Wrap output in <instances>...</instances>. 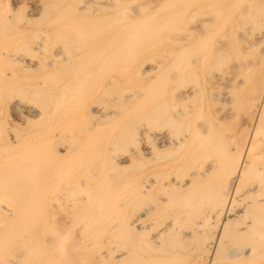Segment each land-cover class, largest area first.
<instances>
[{"label":"bare ground","instance_id":"bare-ground-1","mask_svg":"<svg viewBox=\"0 0 264 264\" xmlns=\"http://www.w3.org/2000/svg\"><path fill=\"white\" fill-rule=\"evenodd\" d=\"M20 1L28 14L0 0V105L40 123L89 94L90 74L117 73L102 96L134 82L123 98L114 91L112 109L97 89L91 109L80 96L86 109L32 139L27 114L21 129L0 124V264H199L179 250L201 244L210 220L218 238L198 247L211 255L202 264H264V0ZM130 100L144 101L131 109L142 126L126 120L107 145L87 136L82 123L108 122ZM210 100L221 103L214 119ZM131 166L141 169L133 190L121 176ZM62 198L71 212L57 219ZM168 205L176 211L159 226ZM172 212L194 225L174 232Z\"/></svg>","mask_w":264,"mask_h":264},{"label":"rangeland","instance_id":"rangeland-1","mask_svg":"<svg viewBox=\"0 0 264 264\" xmlns=\"http://www.w3.org/2000/svg\"><path fill=\"white\" fill-rule=\"evenodd\" d=\"M3 1H6V0H3ZM11 1H12V0H11ZM11 1L9 0V3H10L11 5H12V3H13V4H14V5H12L13 7H14V6H16V7L18 6V7H17L18 9L21 8L20 10H21L22 13H21V12H20V13H21L22 15H23V13L25 14V12H27L26 14H28V13L30 12L29 10H30L31 8H29V7H30L29 3H28V5H27L26 2H22V1H20V0H19V1L13 0L12 2H11ZM14 1H15V2H14ZM21 2H22V4H25V5H21ZM16 3H17V4H16ZM15 4H16V5H15ZM20 5H21V6H20ZM28 6H29V7H28ZM17 8H16V9H17ZM28 9H29V10H28ZM18 11H19V10H18ZM21 14H20V15H21ZM22 15H21V16H22ZM23 17H25V16H23ZM93 67H94V66H93ZM124 69H125V66H124V67H121V70H122V71H123ZM110 73H111V72H109V73L106 74V75L100 73V74H95L94 76H91V74H90V77H91V78L89 77L90 80H92L93 77H94L93 79H95V77H96V78H97V81H96V79H95L96 82L93 80V81L95 82V84L91 86V87H92V88H91L92 90H91V89H89V90L87 89V90L89 91V92H88L89 94L91 93V94L93 95V97H94L96 94H98V96H99V94H100L99 97H98L97 95L95 96L94 99H95V101L97 100L96 102H98V99H100V102H102V99L104 100V99L107 98V99H106V102H108L109 104L106 103V106H107L108 108H111V109H112L113 106H110L111 103H112V102L114 103V102L118 99V96H117V94H116L115 92H118V95H119V96H122V95L124 96L125 93H128V91H129L128 89L130 88L131 85H133L132 83H133L134 81L127 82V84H126L125 82H124V83H118V84L116 85V88H115L114 90H113L112 87H111V89H110V88L107 86V90H108V88H109V90H110V92H108L109 90H108L107 92L110 93V94L112 93V96L109 95V94H108V96H107V95H106V92H105V94L103 95V96H104V98H103V96L101 95V94H103V93H102V88H101V90H100L101 80H103L102 82L105 83V80H106V82L109 80V79H107V78H110V77H112V76H117V73L115 74V72H113V73H111V74H110ZM100 75H102V76H100ZM107 75H108V76H107ZM118 75H119V74H118ZM155 75H156V76H155ZM98 76H99V79H98ZM67 77H69V76H67ZM101 77H102V78H101ZM103 77H104V78H103ZM149 77H152V78H149ZM156 77H157V74H154V73H153V74H151L150 76H148V77L146 78L147 80H142V83H146V82H148L149 79H150L149 82H152V80H154ZM93 81H92V82H93ZM92 82H91V84H92ZM97 82H98V83H97ZM130 83H131V84H130ZM91 84H90V85H91ZM97 84H98L99 86H98ZM121 84H122V85H121ZM101 85H102V84H101ZM93 86H95V88H93ZM117 86H118V87L121 86V87L117 88ZM86 87H87V86H86ZM86 87H85V86L82 87V89H83V91H85V93H86V91H87V90H86ZM101 87H103V85H102ZM113 87H114V86H113ZM127 87H129V88L127 89ZM131 87H132V86H131ZM125 88H126V89H125ZM132 88H133V87H132ZM220 88H223V87H222V86H220V87H219V86H218V87H215V88L213 89L214 92H212L211 94L213 95V94L216 93V92L218 93V91L221 90ZM82 89L79 90V92L82 91ZM96 89H97V90H96ZM98 89H99V92H98ZM122 89L125 90V91H124V94H123V93L120 94V91H121ZM218 89H220V90H218ZM95 90H96L97 93H95ZM115 90H116V91H115ZM127 90H128V91H127ZM90 91H91V92H90ZM114 91H115V92H114ZM221 91H222V90H221ZM221 91H220V92H221ZM121 92H123V90H122ZM82 93L84 94V92H82ZM94 93H95V95H94ZM79 94H80V95H79ZM89 94L86 93V95H89ZM91 94H90V95H91ZM114 94H115L116 96H114ZM78 95H79V97L77 96L76 99H74V101H76V100H80V99H79L80 96H83V97H81V99H83V101L85 100L84 103H85L86 105L82 102V100H80V101H81V104L84 105L85 107H86L87 105H89V107H87V109L90 108V107L92 106V104H94V103L90 104V103H91V99H90V98H93L92 95H91V97H89V98H88L86 95H82L81 92L78 93ZM212 95L208 94V96H212ZM215 95L218 96L217 94H214L213 96H215ZM84 96L87 97V98L84 99ZM123 96H122V98H123ZM216 96H215V97H216ZM96 97H97L98 99H97ZM113 97H114L115 100L113 99ZM115 97H116V98H115ZM86 99H87V101H86ZM94 99H93L92 102H95ZM111 99H112V100H111ZM138 99H139V98H138ZM138 99H137V100H138ZM135 100H136V99H135ZM135 100H130V103H132V104H134L135 102H137V103L134 104L135 107H133V105H131V104H129V103H127L128 105H127V104L125 105V103H124L125 101L122 102V103H123V106L125 105V108H124V109H126V108L128 107V108L126 109L125 113L122 112V113H123V114H122L121 112H119V115H118V114H117V115H113L111 118L114 119V120H111V118H109L110 120H109L108 122H106L108 119L105 120V121H104V120H101V121L103 122V124H99V123H101V121H99L98 124L95 123V122L97 121V119L94 118V117H95L96 115H98V113L96 114L95 112H91V111H89V112H91V113H89V112L87 111V113H89V115L91 114V115L93 116V117H90L86 112H84V110H83V111H80V112H84L85 114H87L88 118L90 117V118H94V119H96V120H94V119H89V120H90L89 122L87 121V123H82V122L85 121V118L87 117V116L84 114V115L86 116V117H85V116L83 115V113H82L83 116H82V115H81V116H82V117H85V118H84V119H83V118H80V121L83 120L81 123H82V124H86V125H82V126H86V127L88 126V127H89V126H92V125H93V126H92L93 128H92V130H90V133H89V130H88V132H86V133L88 134L87 136H92V137H94V135H96L95 137H97V138H98L99 136H102L101 138H98V141L101 139L100 142H101V143H104L105 140L103 141L102 138L104 137V139H105V136H106V137H109L108 139H110V141H111V140H112L111 137H112V136H115L114 134H116V132H118L119 128L122 127V126H124L125 123L127 124L126 120H128V123H130V122H131L130 120H132V119L134 120V118H135L134 125L139 126V125H140L139 123L142 122L141 119H139V120L136 122V120H137L136 118H137V117L132 116L131 114H132L133 112H134V113H136V112L138 113V112L141 110V108H142L140 105L143 104L144 101H143L142 103H140V102H138L139 100H138V101H135ZM4 101H5V102H4ZM74 101H73V106H72V104H71L70 106H68L69 104H68V105L66 104L68 107H66V106L64 105V107H66L67 110H65V108H64L62 105H60L61 108H60V106H59V108H58L60 111L57 110V109H56L57 111H54V112L51 111V112H53V114H55V115H52V116H53V117H52L53 119L51 118V120H50V121H52L51 123H50V121H49L48 118H47L48 120L45 119V121H42V122H40V123H37V122L34 121V119H36V118L33 117V116L31 117V113L33 114V111H31V110H26L25 112H21L20 110H18V111H20V112H18L17 109H15V111H14V110H12L13 107L9 104V101L7 102V99L4 98V100H2V104H3V106H1L2 104L0 105V124L3 125L4 127L12 126V124L10 123V119L15 118L14 120H12V122H13V121H14V123L16 122V123L18 124L17 126H19V129H21V128H22V125L24 126L25 124L22 123V125H21L22 120H21V119H18V117H19L21 114H25V115L27 114L26 116H28L29 119H32L31 121L33 122V123H28V124H27V126H29L28 128L30 129V130H29V129L27 130V132L29 131V132H28V133H29L28 136H31V139H32L33 137H36L38 134H40V133L42 132V130H44L47 126H54V124H53V121H54V120H58V121H60V122L62 123V125H63V121L65 122V120H67L68 117H69L68 114H70V113L73 112L74 114H73V113L70 114L71 118H73L72 115H73V116H74V115L76 116V115H77V114H76V113H77V110H78V112H79V109L82 110L81 108H83L84 106H82V105L79 104L78 102H77V105H76V103H75ZM80 101H79V102H80ZM89 101H90V103H89ZM104 101H105V100H104ZM134 101H135V102H134ZM140 101H142L141 98H140ZM3 102H4V103H3ZM71 102H72V101H71ZM128 102H129V101H128ZM5 103H6V104H5ZM69 103H70V101H69ZM74 103H75V104H74ZM113 103H112V105H113ZM122 103H121V104H122ZM212 103H213V104H212ZM219 104L221 105V103H216L215 101L210 100V101H209V105H207V106L205 107V109H206V111H205V112H206V115H207L210 119H214V118L216 117L215 108L217 107V105L220 106ZM4 105H5V106H4ZM8 105H10L11 107L8 106ZM114 105H116V104L114 103ZM130 105H131V106H130ZM214 105H216V106L214 107ZM6 106H8V107H6ZM71 106H72V107H71ZM75 106H76V109H77V107H79V108L76 110V109H75ZM129 106H130V107H129ZM208 106H209V107H208ZM5 107H6V108H5ZM69 107H70V108H69ZM80 107H81V108H80ZM85 107H84V109H86ZM131 107H133V108H131ZM139 107H141V108H139ZM213 107H214V108H213ZM2 108H3V109H2ZM11 108H12V109H11ZM68 108L70 109V111L68 110ZM71 108H72V112H71ZM136 108H139V110H137ZM63 109L65 110V111H64L65 114H64V113H63V114L61 113V111H62ZM74 109H75L76 111H75ZM90 109H91V108H90ZM90 109H89V110H90ZM131 109H132V111H133V109H135V111L131 112ZM73 110H74V111H73ZM128 110H130V111H128ZM136 110H137V111H136ZM212 111H213V112H212ZM14 112H16V113L18 112L17 114L15 113L17 116L14 114ZM28 112H29L30 114H29ZM62 112H63V111H62ZM66 112H67L68 114H67ZM75 112H76V113H75ZM129 112H130V113H129ZM127 113H129V116H130V115H131V116H130V117H129V116L127 117V115H128ZM134 113H133V114H134ZM28 114H29V115H28ZM50 114H51V113H50ZM121 114H122V115H121ZM124 114L126 115L127 118H124V117H125ZM204 114H205V113H204ZM56 115H57V116H56ZM58 115H59V116H58ZM64 115H65V118H64ZM66 115H67V117H66ZM79 115H80V114H79ZM120 115L123 117V119H122V117H121ZM135 115H137V114H135ZM212 115L214 116V118L212 117ZM50 116H51V115H49V118H50ZM54 116H56L57 118L54 117ZM77 116H78V115H77ZM116 116L120 117L119 119H121V120H124V119H125V120H124L125 122L123 121V122H124L123 125H122V122L120 123L121 120H120V121H118L119 119H118L117 121L115 120L116 118H118V117H116ZM58 117H59V118L62 117V118H64V119H62V121H61V120H60L61 118L59 119ZM132 117H134V118H132ZM211 117H212V118H211ZM19 118H20V117H19ZM55 118H56V119H55ZM74 118H75V117H74ZM77 118H78V117H77ZM88 118H86V119L88 120ZM128 118H129V119H128ZM131 118H132V119H131ZM68 120H70V117H69ZM68 120L66 121V125L64 124L63 126H67V122H68ZM71 120H72V119H71ZM75 120H78V121H75ZM75 120H72L73 122H72V121H71V122L69 121V122H70L71 124L74 123L73 125H76V124H75L76 122L80 123L79 119H75ZM133 120H132V121H133ZM2 121H3V122H2ZM8 121H9V122H8ZM31 121H29V122H31ZM58 121H56V122H58ZM74 121H75V122H74ZM129 121H130V122H129ZM140 121H141V122H140ZM34 122L37 123V124H35ZM48 122H49V123H48ZM114 122H116L117 125H114V126H113ZM118 122H119V123H118ZM138 122H139V123H138ZM233 122H234V121H233ZM233 122L231 121V124L228 123V124L230 125V127H232V125H233V126L236 125V123L233 124ZM7 123H8V124H7ZM54 123H55V121H54ZM81 123H80V125H81ZM93 123H94V124H93ZM109 123L112 124V126H111L112 128H110V127L108 126L109 129H111L110 132L113 133L112 135H111V133L108 131L109 129H107V125H111V124H109ZM137 123H138V124H137ZM5 124H6L7 126H6ZM9 124H10V125H9ZM19 124H20V125H19ZM29 124H30V125H29ZM51 124H52V125H51ZM57 124H58V123H57ZM68 124H69V123H68ZM91 124H92V125H91ZM120 124H121V126H120ZM131 124H133V122H132ZM69 125H70V124H69ZM73 125H71V126H73ZM25 126H26V125H25ZM31 126H33V127H31ZM55 126H58V125H56V123H55ZM59 126H61L60 123H59ZM95 126H96V127H95ZM117 126H119V127H117ZM125 126H126V125H125ZM131 126H132V125H131ZM137 126H136V128H137ZM140 126H142V125H140ZM39 127H40V129H38ZM134 127H135V126H134ZM234 127H235V126H234ZM234 127H232V128H234ZM98 128L100 129V130H99L100 133L97 131ZM101 128L105 131V133H104V131H101V130H102ZM114 128H115V131H114ZM122 128H124V127H122ZM106 129H107V130H106ZM133 129H134V128H133ZM33 130H34V131H33ZM120 130H121V129H120ZM120 130H119V131H120ZM32 131H33L34 133H33ZM36 131H38L39 133L37 132V133H38V134H37ZM40 131H41V132H40ZM94 131H97L99 134H98V133L95 134ZM113 131H114V132H113ZM31 132H32V133H31ZM93 132H94V133H93ZM86 133H85V134H86ZM106 133H107V134L109 133V135H111V136L107 135ZM85 134L83 133V134L81 135L82 140H83V139L85 140L86 138L89 139L87 136H85ZM5 135H8L7 137L11 136V134H10L9 132H8V134H7L6 132H4V137H5ZM97 135H98V136H97ZM32 136H33V137H32ZM83 136H84V138H83ZM5 138H6V137H5ZM63 139H64V138H63ZM108 139L106 138V142L109 141ZM65 140H68V139L66 138ZM65 140H64V141H65ZM84 140H83V141H84ZM106 142H105L104 144L107 145ZM109 143H110V142H109ZM109 143H108V144H109ZM118 152H119V151L115 152V154L118 153ZM128 166H129V165H128ZM136 166H137V165H136ZM134 167H135V166H134ZM129 168H130V169H129ZM129 168L127 169V167H126V171H125V172H124L125 169L123 168L124 170H123V169L121 170V176L125 175L124 178H126V179H125L126 181L124 180V182H125L126 186H130V185L133 183V181L136 179L135 181H137V182H136V183L134 182L133 185L130 186V187H131V189H132L134 186H135V188H137V185H138L139 180H140V173H138V172H141V169H140V168H136V169H135V168H133L132 166L129 167ZM123 173H124V174H123ZM125 173H127V175H126ZM137 173H138V174H137ZM131 175H132V176H131ZM137 175H138V176H137ZM126 176H127V177H126ZM136 177H138V178H136ZM127 178H128L129 180H128ZM130 178H132V179H130ZM122 180H123V178H122ZM126 182H131V183H128V184H129V185H128ZM136 184H137V185H136ZM130 187H127L126 190H127V191H130V190H131ZM133 189H134V188H133ZM133 189H132V190H133ZM60 193H61V192H60ZM63 199H64V198H62L61 201L64 202V205H63V204H61V205H62V208H63V206H64V208H65L66 206H68V202H65L66 199H64V200H63ZM66 201H67V200H66ZM171 207H172V206H169V205H168V207H166V208H167V209H166L167 211L165 210L164 212H162V216H161L162 218L160 217L159 219L155 220L156 223L158 222V225H159V222L162 223L161 219H163V220H165V221H168V220L171 221V220H172V219H171V213H170L169 211H171V210L173 211L175 208H174V207L171 208ZM68 208H70V207L68 206ZM168 208H169V209H168ZM170 208H171V210H170ZM66 210H68L67 207H66ZM66 210H65V209H62V210H61V209H60V212H59V210L57 209V210L54 212L55 215L57 214V217H58L57 219H63V218H64L63 216H64L66 213H67V215H68L69 210H70V212H71V209H69L68 212H67ZM163 210H164V209H163ZM163 210H162V211H163ZM62 211H63V212H62ZM174 211H176V210H174ZM61 212H62V215H63V216L60 214ZM168 212L170 213V215H169L170 218H168V217H169L168 215H167L168 217L166 216V214L164 215V213H167V214H168ZM180 213H182V211H180ZM172 214H173V215H172V217H173L175 214H174L173 212H172ZM55 215H54V216H55ZM60 217H61V218H60ZM164 217L167 218V219H165ZM170 219H171V220H170ZM173 219H174L175 223H177L176 221H178V224H179L180 222H182L181 219L175 220V217H173ZM197 220H200V219H199V218H196V219H194L193 221H197ZM165 221H163V222H165ZM179 221H180V222H179ZM191 222H192V221H191ZM191 222H189V224H187V226L185 225L186 223L183 224L184 226H186V228H183V226L181 225V223L179 224L180 228L177 226L178 224H176V225H175V230H174V232H178L179 229H181V226H182V229H181V230H184V229L189 228L190 226H193L194 224H193V222H192V223H191ZM209 222H210V223H209ZM156 223H155V224H156ZM208 223H209V224H208ZM208 223L206 224L207 226L209 225L208 227H205L204 225H202V226H204V227H203L204 229H201L202 227L200 228V232H201V234L205 235V236H204L205 238L203 239V241L201 242V244L198 245V244H197L198 241H196L195 239H190L191 241L194 240L192 243H191L190 240L187 241L189 244L191 243V246H190V245H185V246H187V247L184 246L185 249L182 248V249L179 250V253H180L179 255H182V256L184 255L183 257L180 256L182 259H184V260H186V261L188 260V262H194V261H195V262H198L199 264H200V263L202 264V262L205 263V261L207 262L208 259H209V260L211 259V255H210V253H208V252H204V251H203V250H204L203 248H201L202 251H201L200 248H198V247H200V245H201V247H203L202 244H204V243L207 244V242H209V241H211V240H216V239L218 238V226L215 225V223H217V222H216V221L214 222V220H210V221H208ZM210 224L215 225V226H216V230L212 228V227L215 228V226H210ZM217 224H218V223H217ZM156 225H157V224H156ZM159 226H160V225H159ZM156 227H157V226H156ZM209 227L212 228V229L208 230ZM206 228H207V232H208V231H211V230H212V231L207 233L206 230H205ZM78 229H80V226L75 227V231L77 230L76 232L79 231ZM176 229H178V230L176 231ZM204 230H205V232H204ZM213 230H214V231H213ZM202 231H203V232H202ZM212 232H214V234H215L214 236H212V235H213ZM178 233H179V232H178ZM178 233H176V234L178 235ZM181 233H183V231H181ZM181 233H180V234H181ZM177 235H176V236H177ZM206 235H207L208 237H209V236H212V238H211V239L208 238V239H209V241H208V240H206V238H207ZM216 235H217V236H216ZM179 237H182V235H179ZM213 237H214V238H213ZM177 238H178V236H177ZM195 241H196V245H197V246H196V245H195V246H196L198 249H197L196 247L194 248L193 245H192ZM199 243H200V242H199ZM205 244H204V245H205ZM189 246H190V249L188 248ZM187 250H188V251H187ZM182 251H183L184 254L181 253ZM187 252H188L189 254H188ZM203 253H205V254H203ZM206 254H207V255H206ZM207 257H208V258H207ZM195 258H196V259H195ZM199 259H200V261H201V259H202V260L204 259V261H201V262H200ZM204 263H203V264H204ZM207 263H208V262H207ZM207 263H206V264H207Z\"/></svg>","mask_w":264,"mask_h":264}]
</instances>
